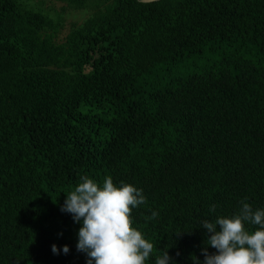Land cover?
Instances as JSON below:
<instances>
[{
  "label": "trees",
  "instance_id": "16d2710c",
  "mask_svg": "<svg viewBox=\"0 0 264 264\" xmlns=\"http://www.w3.org/2000/svg\"><path fill=\"white\" fill-rule=\"evenodd\" d=\"M25 1L0 0V264H86L61 211L81 177L142 189L146 264L203 260L204 219L264 207V0H94L61 43Z\"/></svg>",
  "mask_w": 264,
  "mask_h": 264
},
{
  "label": "clouds",
  "instance_id": "9594fccd",
  "mask_svg": "<svg viewBox=\"0 0 264 264\" xmlns=\"http://www.w3.org/2000/svg\"><path fill=\"white\" fill-rule=\"evenodd\" d=\"M66 194L61 211L80 224L76 248L85 254L86 264H146L152 258L153 243L132 226L131 220L132 210L146 203L142 189L124 182L116 184L111 177L102 184L81 177ZM158 215L154 211L150 219ZM246 225L256 227L250 230ZM201 226L207 230L201 249L204 258L195 257L194 264H264V207L253 208L242 200L233 215L204 219ZM208 246L216 251L210 253ZM51 250L67 254L70 248L65 244L61 249L54 243ZM173 262L168 251L154 258V264Z\"/></svg>",
  "mask_w": 264,
  "mask_h": 264
},
{
  "label": "rangeland",
  "instance_id": "374dc122",
  "mask_svg": "<svg viewBox=\"0 0 264 264\" xmlns=\"http://www.w3.org/2000/svg\"><path fill=\"white\" fill-rule=\"evenodd\" d=\"M96 1L89 0L86 8H77L66 0H26L24 5L27 8L42 10L54 20L59 30L58 41L65 42L67 36L84 22L94 12ZM166 73V69L164 70ZM190 71L188 67H180L179 72L186 74ZM162 73V74H163ZM165 77V76H162Z\"/></svg>",
  "mask_w": 264,
  "mask_h": 264
},
{
  "label": "water",
  "instance_id": "95a60500",
  "mask_svg": "<svg viewBox=\"0 0 264 264\" xmlns=\"http://www.w3.org/2000/svg\"><path fill=\"white\" fill-rule=\"evenodd\" d=\"M148 1H155V0H148Z\"/></svg>",
  "mask_w": 264,
  "mask_h": 264
}]
</instances>
